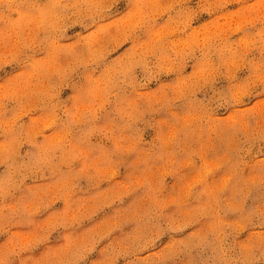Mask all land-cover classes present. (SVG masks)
Listing matches in <instances>:
<instances>
[{
    "label": "clouds",
    "instance_id": "9594fccd",
    "mask_svg": "<svg viewBox=\"0 0 264 264\" xmlns=\"http://www.w3.org/2000/svg\"><path fill=\"white\" fill-rule=\"evenodd\" d=\"M0 264H264V0H0Z\"/></svg>",
    "mask_w": 264,
    "mask_h": 264
}]
</instances>
